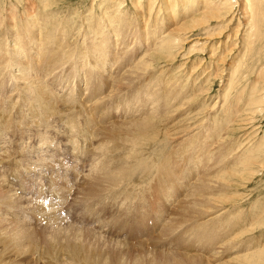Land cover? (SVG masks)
<instances>
[{
	"label": "bare ground",
	"instance_id": "bare-ground-1",
	"mask_svg": "<svg viewBox=\"0 0 264 264\" xmlns=\"http://www.w3.org/2000/svg\"><path fill=\"white\" fill-rule=\"evenodd\" d=\"M262 2L264 0H246V6L251 10L262 8ZM40 3L42 6L36 5L34 11L29 6L24 11L15 8L6 9L3 13L0 10V215L2 218H13L12 226L25 231L24 240L32 253V263L36 253L32 252L31 243H41L47 249L52 244L55 232L45 230L47 228H68L77 235L91 234L120 250L138 251L144 255L156 253L160 248L161 251L164 248L173 250L164 262L150 260L144 264H205V259L197 256L198 253L209 256L215 262H223L227 251H239L238 242L245 233H236L240 223L230 221L220 231L211 221L217 219L213 212L219 200L232 195L234 174L238 171L236 163L230 166L231 163L225 161L232 153L227 151V142L223 141L225 150H221L224 139L218 135L224 122L214 118L215 122L193 125L190 113L185 119L172 118L178 114L179 108L187 105L184 100L186 88L180 81L182 76L173 83L160 81L158 74L159 66L164 65L161 59L173 54L182 42L180 32L185 34L186 28L181 30V27L188 22L196 24L195 15H190L192 12L207 15L210 13L208 10H214L222 16L228 14L223 12L232 9L233 2L181 0L183 7L180 14L172 7H165L170 16L163 20V26L151 28L152 46L134 54L135 64L126 67H123L125 58L132 46L138 43L132 18L120 20L119 12H113L109 21L104 20L102 15L84 16L85 23L80 25V29L85 25L86 29L79 31L80 41L73 45L71 42L75 40L76 33L69 36L66 32L74 30L75 21L65 19L60 13L55 14L54 9H50L49 0H41ZM22 14L24 17H21ZM187 15L189 19L193 18L192 21H185ZM211 15L217 18L216 14ZM178 16L182 17L178 26H167L166 23L172 24ZM257 19L260 25L263 19ZM108 39L115 41V50L121 48L122 57H115V67L106 72L102 67L106 58L111 57L106 43ZM8 40L14 45L10 51L4 45ZM21 43L24 44L22 49ZM94 53L105 55L97 66L90 64L89 55ZM77 54L84 58L83 67L77 65L73 68L69 61ZM10 55H14L11 61ZM8 63L18 71L7 75L4 69ZM89 65L99 66L108 76L94 74L93 69L87 68ZM78 76L84 87L77 90ZM77 91L86 92L83 99L78 98ZM114 107H127L130 112L123 115V121H116ZM98 118L101 119L96 121ZM104 118L113 119L108 122ZM185 123L194 128L183 129ZM184 132L189 133L185 139L181 138ZM61 134L66 141L58 142ZM5 137H13L9 150ZM33 137L39 138L40 142H36L39 145L33 144L36 159H33L29 148L31 144L24 140ZM63 145L70 148L63 149ZM44 148L49 151L43 153ZM40 154L45 157L43 162H40ZM225 163H228L226 168ZM26 168L28 172L23 171ZM68 171L75 176L77 187L75 203L73 201L77 210H72L75 217L71 220L74 224L69 223L70 214L64 215L62 211L75 188L68 184L70 179L65 175ZM6 172L19 183L15 189L17 193H23L22 199L14 192V186H10L11 182L10 185L4 182L3 174ZM49 173L51 175L47 176ZM238 173L240 179H245L243 173ZM26 175L32 180L44 177L48 181L45 184L41 180L44 183L42 190L35 192V188L28 189L31 186ZM159 185L168 187L165 190L167 201L153 196ZM171 189L185 190V196L170 207L168 216V203L171 204L174 199ZM46 190L51 191L55 198L63 197L65 200L46 203L41 198ZM107 207L112 212L108 219L104 216V208ZM33 216L42 228H29L22 222ZM63 222L68 225H63ZM23 226L40 232L21 229ZM179 237H183L180 242ZM7 246L0 239V264H20L14 251L5 256ZM98 247L96 243H87L79 264H123L118 260L106 262L93 254L92 250ZM155 247L158 249L152 251ZM2 249L5 251L2 252ZM72 252L80 255L77 250ZM257 253L248 250L243 255V262L237 264L255 260L260 254H252ZM50 254L56 255V250L52 248ZM190 254L193 256H188ZM125 255L128 256L127 253ZM37 258L38 262L50 263L41 255Z\"/></svg>",
	"mask_w": 264,
	"mask_h": 264
},
{
	"label": "rangeland",
	"instance_id": "rangeland-1",
	"mask_svg": "<svg viewBox=\"0 0 264 264\" xmlns=\"http://www.w3.org/2000/svg\"><path fill=\"white\" fill-rule=\"evenodd\" d=\"M40 1L41 0H0V10L3 12L6 9L12 10L19 8L21 11H24L25 7L29 6L30 8L33 7L34 11L36 5L40 7L42 6ZM166 1H169V3L167 4ZM231 3L232 9L227 12H223L228 14L222 16H220L221 14L218 11V13L216 11L215 13L214 10H208L207 12L210 13L207 15L192 12L190 15H195L196 24L188 22L187 25L189 26L184 24L183 27H181V30L186 28V30H184L186 31V35L183 31L180 32V36L183 37L182 42L173 54H167V56H164L161 59L160 62L164 65L161 67L159 66L158 74L160 81L167 80L172 81L173 83L182 76L180 81H182V85L186 88L184 92V96H186V98L184 100L187 102V105L179 108L177 111L178 114L173 115L172 118L185 119L187 114L189 115L190 113V118L193 119V125H205V123L208 122L212 123L214 118H217L216 121L224 122L222 126L223 128L221 127L222 129L218 126V128L221 129L220 135L218 136H221V138L223 137L224 139L221 143L223 144L221 150H225L223 146L224 143L227 142L225 143L229 144V147H226L227 151L229 150V153L230 151L232 152L230 153L231 155L229 154L230 157H228L225 161L230 162V166L236 163L238 171L245 175V179H240V177L237 176L239 174L238 171L234 174V189L232 190V195L228 199L219 200V203L213 212V216L217 217V219L211 220L215 225V228L220 231H223L226 228L227 223L230 221H233L232 223H240V225L237 226L238 228L236 229V233L239 234L244 231L245 233L242 237L243 239L241 238V241L239 240L241 244L238 242L239 251H227V255L223 262H215L209 256L198 252L197 256L203 257L205 259V264H237L243 262V255L250 250L251 252H258L257 254L252 255H260H258L255 260H248L245 263L264 264V5L262 8L258 7L251 10L246 6V0H231ZM49 6L50 9H54L55 14L60 13V15L65 19L71 18V20L75 21L76 28L74 27V30L71 33L66 32L69 36L76 33L75 40H72L71 42L73 45L78 44L80 41L79 31L83 32L84 29H86V25L80 29V25L85 23L83 19L84 16L88 17L89 15H95V17H100V15H102L104 20L109 21L111 16H113V12H119L118 19L120 20L127 21V19L132 18V24L134 25L133 32H135L137 36L138 43L137 45L132 46L131 52H129L128 56L125 58L126 62L123 64V67H126L131 63L135 64L134 54L144 52L146 48L149 50L152 46L153 38L151 28L154 29L158 27V25L160 27L163 26L165 24L163 23V20L170 16L165 7H172L178 12L177 14L181 13V9L183 7L181 0H49ZM257 9H259L258 12ZM106 12L107 15H105ZM213 13L217 15V18L211 15ZM188 16L189 15L185 17V21H192L193 18L189 19ZM255 16L263 19L260 21L261 27L258 22H256L257 18H255ZM21 17H24V15L22 14ZM197 17L200 18L199 21H197ZM181 18L182 17L178 16L177 19L172 20V24H166L167 26H178ZM114 42L115 41L112 39H108L106 41L107 47L109 45L108 48L111 50V57L108 56L106 58L102 67L106 72L115 67L116 62L113 60L115 57H119V59L122 57L121 48H117V50H115L113 47ZM23 43L20 44L21 49L24 47ZM4 45H7V51H10L14 46L10 40H8V43ZM93 48L94 46L91 50H89V53L93 50ZM12 56L10 55L9 57L10 61L13 60ZM89 56L91 59L90 64L94 66H97V63L99 65V61L103 60L105 57V55L100 56L98 53H94ZM83 60L84 58H81L79 54H77L69 61V63L73 66V68L77 67V65L83 67ZM91 65L87 66V68L93 69L94 74L102 75L103 72L99 66L94 67ZM4 70L7 75L13 71H18V69L11 66L10 63H8ZM103 75L108 76V74L104 73ZM83 87L84 85H81L78 76L76 89L78 90ZM127 88L131 90V87ZM77 93L78 98L83 99L86 92L83 91L82 93H79V91H77ZM128 112L130 111L127 107L123 109L114 107V120L123 121V115ZM100 119L101 118L95 120L98 121ZM104 119L110 122L113 118ZM228 119H230L229 122H227ZM182 128L193 129L194 127H192L189 123H185ZM188 132H184L185 134L182 133L181 138H187L185 136L189 135ZM5 138V144L8 148L9 144H11L10 140L13 139V137ZM17 138L19 141L21 140L19 137ZM33 138H24V140H26L28 144H31L29 148H31L32 155H34L33 159H36L35 156H37V152L34 149V145H39L40 142L38 141L39 138ZM62 138L63 136L58 142L61 140H67L66 138ZM209 140H211L210 137ZM223 141L225 142L223 143ZM20 142L23 143L22 140ZM67 146L68 145H63V149ZM216 146L218 147V144H215V147ZM46 149L47 148H44V150H42L43 153L49 151ZM7 150H9V148ZM5 154L6 153L3 155ZM40 156V162H43L42 160H44L45 157L41 154ZM227 164L225 163V168ZM0 165H2L1 161ZM246 168H249V170H246ZM81 170H83V168L78 170V173ZM23 171L28 172L29 169L26 168V170ZM16 173L18 174V172ZM61 173L64 174L65 172ZM68 173L70 172L68 171L67 174H65L68 175V179H70L68 184L73 187L76 185L74 180L75 176ZM49 175L51 174L49 173L47 176ZM26 176L31 184H29V187H31L28 189L35 188V192L42 190L41 186L44 184H42V181L45 182V184L48 181V178L44 177L43 179L39 177V180H32L29 175ZM3 180L6 185H10L9 182H11L10 186H14L13 190L18 188L17 185L19 183L16 178L14 179V176L11 178L7 172L3 174ZM25 188L27 189V187ZM187 188L188 185H186L185 189ZM166 189H168L166 185H159L155 189L153 196L166 200ZM189 190L190 189H188V191ZM76 191L77 187L75 186L69 196L70 202L68 201L67 205L62 207L64 215L68 216V214H70V217L68 218L70 221L68 222L70 224H74L71 220H74L75 211L72 212V210H77V206L74 204V200L77 197ZM184 191L185 190L182 192L172 191V189L170 190V194H172L174 199L171 204L168 203V216L171 212L170 207L176 204L178 199L185 196ZM14 192L22 199L21 196H23V193L21 191L17 193L16 190ZM50 192L51 191L46 190L41 194V198L46 201V203L50 204L51 201L54 203L60 202L59 200L61 199L65 200L63 197H61V199L58 197L55 198L53 193ZM34 195L36 197L38 194L36 193ZM104 211V216L108 219L109 215L112 213L111 208H104ZM34 218L35 217L33 216L32 219L27 221L22 220V222L28 225L29 228L40 227L38 226L39 220L36 219V221ZM12 219L13 218H2L0 215V239H3L8 245L6 247L5 256L10 251H14L16 256L19 257L18 262L20 264H45L42 263V261H37L38 255H41L44 260L48 259L50 261L49 264H79L83 259V250L86 249L87 243H96L99 246L98 248L92 250V253L103 258L104 261L111 262L113 260H118L123 264H144L149 263L150 260H152V262H164L166 256H169L173 252V250L169 248H164L162 251L160 248V250H157L156 253L144 255L143 253H137L138 251L132 252L126 249L120 250L114 244L100 241L91 234L81 233L80 235H77L72 233L68 228H47L45 230L55 232V235L52 238V244L47 249L46 246L41 243H31L32 252L36 253L35 261L32 263V253L24 240L25 231L14 228L12 226ZM206 220L208 219L206 218ZM63 225L68 224L63 222ZM21 229L29 230L25 226L21 227ZM29 231L40 232L32 230ZM108 235L110 236L111 234ZM63 239L64 243L62 244ZM182 240L183 237H179L178 242ZM52 248L56 250V255L54 256L50 254V250ZM156 249L158 248H152V251H156ZM72 250L79 251L80 255L76 256ZM3 251H5V249H2V252ZM125 253H127L128 256H126ZM63 256L66 259H63ZM188 256H193V254ZM236 260L238 261L235 262Z\"/></svg>",
	"mask_w": 264,
	"mask_h": 264
}]
</instances>
